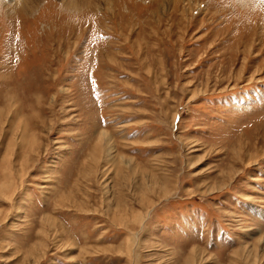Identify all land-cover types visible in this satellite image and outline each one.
Segmentation results:
<instances>
[{"label": "rangeland", "instance_id": "rangeland-1", "mask_svg": "<svg viewBox=\"0 0 264 264\" xmlns=\"http://www.w3.org/2000/svg\"><path fill=\"white\" fill-rule=\"evenodd\" d=\"M0 264H264V0H0Z\"/></svg>", "mask_w": 264, "mask_h": 264}]
</instances>
